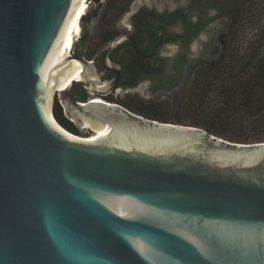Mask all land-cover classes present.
<instances>
[{
    "label": "water",
    "instance_id": "1",
    "mask_svg": "<svg viewBox=\"0 0 264 264\" xmlns=\"http://www.w3.org/2000/svg\"><path fill=\"white\" fill-rule=\"evenodd\" d=\"M79 3L0 0V264H264V143L59 89L78 60L90 93L111 91L129 38L103 53L111 79L74 53L48 68Z\"/></svg>",
    "mask_w": 264,
    "mask_h": 264
},
{
    "label": "flooded vegetation",
    "instance_id": "2",
    "mask_svg": "<svg viewBox=\"0 0 264 264\" xmlns=\"http://www.w3.org/2000/svg\"><path fill=\"white\" fill-rule=\"evenodd\" d=\"M213 10L215 15H210ZM88 15V21L82 22L84 30L79 40L83 48L76 44L73 52L94 61L102 79L117 75L115 70L104 65V51L115 38L124 34L129 38L110 53V58L119 66L118 81L111 91L103 95L90 93L86 84L77 80L71 92L77 101L102 97L130 111L128 100L136 98L151 104L158 99L182 98L186 91H192L195 83L211 82L218 74L221 75L236 32L239 11L238 0H175L173 4L166 2L162 9L145 4L132 11H123L113 20L93 13ZM90 21L104 25L95 29L105 45L102 52L94 57H88L84 52L94 34L87 28ZM210 24L216 27L210 29ZM201 33L210 35L207 43L200 40ZM194 44L196 52L192 51ZM173 49H176L174 53ZM208 76L212 77L208 80ZM115 93L122 98L114 97ZM139 112L145 117L150 113L142 108ZM66 118L79 130L78 134L95 131L91 126L82 127L77 121Z\"/></svg>",
    "mask_w": 264,
    "mask_h": 264
},
{
    "label": "rangeland",
    "instance_id": "3",
    "mask_svg": "<svg viewBox=\"0 0 264 264\" xmlns=\"http://www.w3.org/2000/svg\"><path fill=\"white\" fill-rule=\"evenodd\" d=\"M166 2L173 4L175 0H133L128 7L125 0H107L92 12L113 20L122 12L120 7L126 6L125 11H132L149 4L162 9ZM238 11L236 32L221 75L218 74L211 82L195 83L192 91H186L182 98L158 99L151 104L136 98L128 100L130 111L137 114L140 113L139 108L150 113L159 111L172 123L205 130L210 126L213 134L232 142H264V75L261 71L264 66V0H238ZM95 22L87 24L88 30L94 31L90 44L84 48L88 57L101 53L105 45L99 39V31L95 30L104 25ZM81 24L84 30L82 20ZM77 47L83 48L79 41ZM113 95L122 98L116 93ZM56 101L59 102L57 93L54 103ZM90 134L84 132L79 135L86 137Z\"/></svg>",
    "mask_w": 264,
    "mask_h": 264
},
{
    "label": "bare ground",
    "instance_id": "4",
    "mask_svg": "<svg viewBox=\"0 0 264 264\" xmlns=\"http://www.w3.org/2000/svg\"><path fill=\"white\" fill-rule=\"evenodd\" d=\"M79 1H80V3L77 7V10L74 13V15L72 16L70 22L68 23V26L66 28V31H65L62 39H60V41L58 43V47L60 49V52L52 54V57H51L49 64H48V68L54 62L59 60L60 58H63L65 55L70 56L73 53V48H74L75 42L77 40L76 35L81 34V31H82L81 20L83 19V16H84V14L86 12V8H87V2H85V0H78V2ZM82 70H83L82 66L78 60H73L72 62H70L67 65H65L64 67H62L60 70V76H59V89L68 88L71 84L74 83L75 80L76 81L81 80L82 79ZM93 78L95 79L96 77L93 76ZM92 99H94V100L99 99L103 102L105 100L102 97H95ZM86 126L89 127V125H86ZM89 136H86V137L88 138ZM259 143H264V142H259Z\"/></svg>",
    "mask_w": 264,
    "mask_h": 264
},
{
    "label": "trees",
    "instance_id": "5",
    "mask_svg": "<svg viewBox=\"0 0 264 264\" xmlns=\"http://www.w3.org/2000/svg\"><path fill=\"white\" fill-rule=\"evenodd\" d=\"M131 1H133V0H125V2H126V4H127V7H128V5H129V3L131 2ZM101 7V6H100ZM120 10L123 12V11H125L126 10V6L124 7H120ZM91 13H93V14H96L97 12H91ZM91 13H89V15L91 14ZM88 15V16H89ZM85 20H87L88 21V19H87V16H84L83 17V19H82V22L83 21H85ZM76 45V44H75ZM74 45V46H75ZM75 52V51H74ZM73 52V53H74ZM262 75H264V66H263V68H262ZM113 99V98H112ZM54 114H55V116H56V118L58 119V121L61 123V124H63L67 129H69L70 131H76V132H74V133H76V134H78L77 132L79 131L77 128H75L72 124H71V122L65 117V115H64V111H63V107L61 106V104L58 102V101H56L55 103H54ZM148 117L149 118H152V119H158V120H160V121H167V122H170L167 118H165L164 117V115L161 113V112H159V111H155V112H151V113H148ZM206 130H208L209 132H211V133H214L213 132V129L209 126V127H207L206 128ZM79 135V134H78Z\"/></svg>",
    "mask_w": 264,
    "mask_h": 264
},
{
    "label": "built area",
    "instance_id": "6",
    "mask_svg": "<svg viewBox=\"0 0 264 264\" xmlns=\"http://www.w3.org/2000/svg\"><path fill=\"white\" fill-rule=\"evenodd\" d=\"M106 1L107 0H85V2H87V8H86V12H85L84 16H87L90 12H92L94 8H98L99 6L104 5V2H106ZM82 32H83V30L81 31V34L76 35L77 40H76L75 44H77V42L80 40ZM73 50H74V48H73ZM104 101H106V100H104Z\"/></svg>",
    "mask_w": 264,
    "mask_h": 264
},
{
    "label": "clouds",
    "instance_id": "7",
    "mask_svg": "<svg viewBox=\"0 0 264 264\" xmlns=\"http://www.w3.org/2000/svg\"><path fill=\"white\" fill-rule=\"evenodd\" d=\"M210 15H215V11L213 10V11H210V13H209ZM210 29L211 28H214V27H216V25L215 24H210L209 26H208ZM200 40H202V41H204L205 43H207L209 40H210V35L209 34H207V33H201V35H200ZM176 51V49H173L172 50V52L174 53ZM192 51L193 52H196L197 50H196V45L194 44L193 46H192ZM172 53H169V55H171ZM199 55V53L197 52V56Z\"/></svg>",
    "mask_w": 264,
    "mask_h": 264
}]
</instances>
